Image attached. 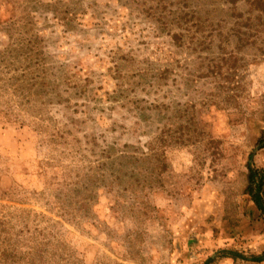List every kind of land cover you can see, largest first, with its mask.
Returning <instances> with one entry per match:
<instances>
[{
  "label": "rangeland",
  "instance_id": "rangeland-1",
  "mask_svg": "<svg viewBox=\"0 0 264 264\" xmlns=\"http://www.w3.org/2000/svg\"><path fill=\"white\" fill-rule=\"evenodd\" d=\"M0 264H264V0H0Z\"/></svg>",
  "mask_w": 264,
  "mask_h": 264
},
{
  "label": "trees",
  "instance_id": "trees-1",
  "mask_svg": "<svg viewBox=\"0 0 264 264\" xmlns=\"http://www.w3.org/2000/svg\"><path fill=\"white\" fill-rule=\"evenodd\" d=\"M249 172H251V173L249 174V179H251V181H253L254 172H252L251 170H249ZM254 198H255V200H256L258 197L254 195Z\"/></svg>",
  "mask_w": 264,
  "mask_h": 264
}]
</instances>
